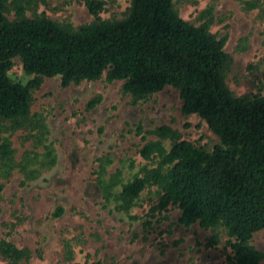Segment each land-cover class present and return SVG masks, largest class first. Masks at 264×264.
I'll return each mask as SVG.
<instances>
[{"label": "trees", "instance_id": "1", "mask_svg": "<svg viewBox=\"0 0 264 264\" xmlns=\"http://www.w3.org/2000/svg\"><path fill=\"white\" fill-rule=\"evenodd\" d=\"M41 1L45 2L0 0V121L8 122L11 132L37 129L43 135L46 126L38 115L32 117L31 109L33 93L46 78L60 77L65 89L106 75L110 84L123 82L122 93L131 95L134 104L167 88L176 89L183 114L204 120L219 144L207 151L171 127L146 132L138 126L136 134L145 143L139 154L155 165L143 167L141 174L127 181L123 170L109 173L110 159L101 160L96 183L103 199L128 213L143 191L156 188L157 205L152 211L176 206L181 210V226L223 228L232 264H261L264 254L253 239L264 230V97H237L228 88L227 39L211 34L207 24L186 22L175 0H130L126 16L111 21L100 16L102 1L85 0L95 21L78 28L45 16L29 18V6ZM260 1L251 2L249 10L259 9ZM11 9L14 19L9 18ZM18 58L30 77L27 83L10 76ZM98 103L95 99L88 109ZM150 136L156 140L148 141ZM1 142L0 176L19 166L25 181H34L55 165L50 156L18 165L9 143ZM62 213L59 208L55 216ZM0 248L14 260L25 256L6 241L0 242Z\"/></svg>", "mask_w": 264, "mask_h": 264}, {"label": "rangeland", "instance_id": "2", "mask_svg": "<svg viewBox=\"0 0 264 264\" xmlns=\"http://www.w3.org/2000/svg\"><path fill=\"white\" fill-rule=\"evenodd\" d=\"M99 1L104 3L100 16L105 21L123 19L131 5L130 0ZM256 1L175 0L182 19L194 26L207 24L219 40L227 39L226 82L237 97H264V0L259 9L249 10ZM10 13L14 19L15 12ZM26 15L74 28L95 21L85 0L41 1L29 6ZM10 76L22 83L30 79L19 58ZM122 86L123 82L108 83L106 75L65 89L60 77L46 78L33 93L31 109L32 117L38 115L46 126L43 135L37 129L11 132L10 124L0 121L1 143H9L16 164L49 156L55 161L34 181L26 182L19 166L0 176V242L25 253L14 260L0 250V264H232L227 232L181 226L176 206L152 211L156 188L143 191L128 213L106 204L96 183L101 160L110 159L109 173L123 170L127 181L143 167L155 165L139 154L145 143L136 134L138 126L146 132L171 127L207 151L219 144L204 120L183 114L176 89L134 104ZM95 99L99 103L88 109ZM151 140L156 138L148 137ZM59 208L63 213L56 217ZM253 245L264 254V230L254 236Z\"/></svg>", "mask_w": 264, "mask_h": 264}]
</instances>
